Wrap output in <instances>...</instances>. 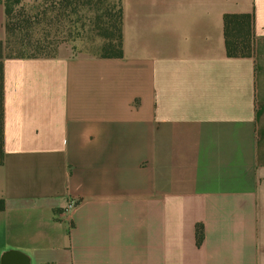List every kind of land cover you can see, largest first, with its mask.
<instances>
[{
	"label": "crops",
	"instance_id": "crops-1",
	"mask_svg": "<svg viewBox=\"0 0 264 264\" xmlns=\"http://www.w3.org/2000/svg\"><path fill=\"white\" fill-rule=\"evenodd\" d=\"M3 121L0 264H264V0H123L122 57L4 59Z\"/></svg>",
	"mask_w": 264,
	"mask_h": 264
},
{
	"label": "trees",
	"instance_id": "trees-1",
	"mask_svg": "<svg viewBox=\"0 0 264 264\" xmlns=\"http://www.w3.org/2000/svg\"><path fill=\"white\" fill-rule=\"evenodd\" d=\"M3 3L6 40L5 44L0 41V164L5 156V58L54 57L63 44L71 46L76 55L123 56V0H3ZM223 29L229 58L254 56L253 14H225ZM3 209L4 203L0 201V211ZM203 239V226L197 225L199 245Z\"/></svg>",
	"mask_w": 264,
	"mask_h": 264
},
{
	"label": "built area",
	"instance_id": "built-area-1",
	"mask_svg": "<svg viewBox=\"0 0 264 264\" xmlns=\"http://www.w3.org/2000/svg\"><path fill=\"white\" fill-rule=\"evenodd\" d=\"M75 205H76L75 200L70 199L67 202V204H66L65 208L63 209V211L61 212V216L64 219L68 220L69 219V215H70L71 211L74 209Z\"/></svg>",
	"mask_w": 264,
	"mask_h": 264
},
{
	"label": "rangeland",
	"instance_id": "rangeland-1",
	"mask_svg": "<svg viewBox=\"0 0 264 264\" xmlns=\"http://www.w3.org/2000/svg\"><path fill=\"white\" fill-rule=\"evenodd\" d=\"M63 45H64V44H63ZM63 45H62V46H63ZM83 52H85V53H86V52H88V51H83ZM90 52H92V51H90ZM84 55H86V54H84Z\"/></svg>",
	"mask_w": 264,
	"mask_h": 264
}]
</instances>
